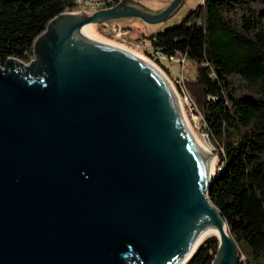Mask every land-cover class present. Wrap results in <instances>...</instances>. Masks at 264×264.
I'll return each mask as SVG.
<instances>
[{
  "label": "water",
  "instance_id": "1",
  "mask_svg": "<svg viewBox=\"0 0 264 264\" xmlns=\"http://www.w3.org/2000/svg\"><path fill=\"white\" fill-rule=\"evenodd\" d=\"M182 1L62 12L44 71L38 51L0 61V264H180L216 222L212 264H240L202 194L213 162L178 94L92 27L160 23Z\"/></svg>",
  "mask_w": 264,
  "mask_h": 264
},
{
  "label": "trees",
  "instance_id": "2",
  "mask_svg": "<svg viewBox=\"0 0 264 264\" xmlns=\"http://www.w3.org/2000/svg\"><path fill=\"white\" fill-rule=\"evenodd\" d=\"M76 9L77 0H0V61L28 59L47 24ZM148 38L153 50L197 65L186 88L218 157L208 197L240 264H264V0H203ZM218 246L209 236L186 264H212Z\"/></svg>",
  "mask_w": 264,
  "mask_h": 264
},
{
  "label": "rangeland",
  "instance_id": "3",
  "mask_svg": "<svg viewBox=\"0 0 264 264\" xmlns=\"http://www.w3.org/2000/svg\"><path fill=\"white\" fill-rule=\"evenodd\" d=\"M138 2V8L149 14H157L163 11L172 0H136ZM203 0H183L177 9L166 20L150 24L138 17H127L112 19L106 22L92 23V27L95 33L99 34L102 38L112 41L117 44H122L149 58L154 62L171 80L176 89L179 91L182 99L185 102V108L187 116L190 119L192 126L198 135L205 141L206 145L215 152V146L212 145L210 137L204 128L203 116L199 107L191 99V96L187 90V80L191 81L196 78L197 65L189 59L179 56L175 60H162L159 61L164 64L162 66L159 61L153 58L148 52L152 53V48L148 36L165 30L180 21L197 5L202 3ZM83 10H91L90 8ZM81 9H76L67 12H80ZM119 28L122 29V34L119 33ZM148 51V52H147ZM35 59V54L23 60L28 65ZM216 154V153H215ZM216 165L214 173L218 167V157L215 155ZM190 259V258H189ZM243 260L245 258L243 257ZM188 262V261H187Z\"/></svg>",
  "mask_w": 264,
  "mask_h": 264
},
{
  "label": "bare ground",
  "instance_id": "4",
  "mask_svg": "<svg viewBox=\"0 0 264 264\" xmlns=\"http://www.w3.org/2000/svg\"><path fill=\"white\" fill-rule=\"evenodd\" d=\"M116 45H118L119 47L123 48V49H126L128 51H130L131 53L135 54L136 56L140 57L141 59H144L145 61H147L148 63H150L164 78H166L169 82V84L174 88V90L176 91V93L178 94V97H179V100H180V103H181V106L183 108V111H184V114H185V117L186 119L188 120V122L191 124L190 122V119L188 118L187 116V112H186V108H185V102L184 100L182 99V96L180 95L179 91L176 89V87L174 86V84L171 82V80L167 77V75L154 63L152 62L149 58H147L146 56L142 55L141 53L137 52V50H133L131 48H128L122 44H117L115 43ZM192 126V124H191ZM193 127V126H192ZM194 128V127H193ZM195 130V129H194ZM197 133V132H196ZM198 135V133H197ZM200 141L203 143V145L205 146L206 148V151H207V154H208V157H209V160L210 162H213V166H212V178L210 180V182L205 185L203 187V192L202 194L205 195V199L207 200V203H208V207L211 209V210H216L217 214L219 215L218 219L221 223V226L223 228V230L225 231L226 234H229L228 233V230H227V224L226 222L222 219V216L219 212V210L217 209V207H215L212 202L210 201L209 197H208V194H207V190L209 188V185L211 184L212 182V179L214 178L215 176V173H214V169H215V165H216V160H215V153H212V150L206 145L205 141L198 135ZM211 235H217V236H220V230H219V225L215 224V227L214 229L211 228L209 230H207L196 242L195 244L192 246V248L188 251V253L186 254V257L184 258V260L180 263V264H186L187 261L189 260V258L192 256V254L194 253V251L196 250V248L206 239L208 238L209 236Z\"/></svg>",
  "mask_w": 264,
  "mask_h": 264
},
{
  "label": "flooded vegetation",
  "instance_id": "5",
  "mask_svg": "<svg viewBox=\"0 0 264 264\" xmlns=\"http://www.w3.org/2000/svg\"><path fill=\"white\" fill-rule=\"evenodd\" d=\"M126 3L138 6V2L136 0H126ZM56 23L57 21H54L52 25L49 27V29L47 30L45 29V32L44 31H43L44 33L42 32L43 35H41L39 39L35 42V44H33V51H38L40 55L41 71H44L43 62L44 59L46 58V55L48 54L49 46L54 42L57 36V31L55 28Z\"/></svg>",
  "mask_w": 264,
  "mask_h": 264
},
{
  "label": "built area",
  "instance_id": "6",
  "mask_svg": "<svg viewBox=\"0 0 264 264\" xmlns=\"http://www.w3.org/2000/svg\"><path fill=\"white\" fill-rule=\"evenodd\" d=\"M77 4H78V9L90 8L91 10H95V11L100 10V9H104V8H110V7L115 5L114 0H77ZM118 31H119V33L117 35H120L123 33L121 28H119ZM151 54H152L153 58H155V59L160 58L162 60L164 59L167 61L175 60L178 58L176 56H169L160 50H153L152 49Z\"/></svg>",
  "mask_w": 264,
  "mask_h": 264
}]
</instances>
